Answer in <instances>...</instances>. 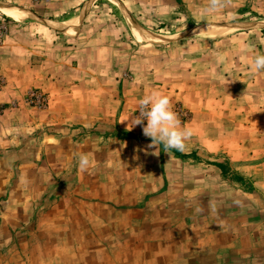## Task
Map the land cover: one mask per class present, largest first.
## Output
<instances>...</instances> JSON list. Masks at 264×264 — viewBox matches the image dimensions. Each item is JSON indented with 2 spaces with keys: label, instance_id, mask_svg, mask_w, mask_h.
I'll list each match as a JSON object with an SVG mask.
<instances>
[{
  "label": "rangeland",
  "instance_id": "rangeland-1",
  "mask_svg": "<svg viewBox=\"0 0 264 264\" xmlns=\"http://www.w3.org/2000/svg\"><path fill=\"white\" fill-rule=\"evenodd\" d=\"M208 3L0 0V264H264V0Z\"/></svg>",
  "mask_w": 264,
  "mask_h": 264
},
{
  "label": "clouds",
  "instance_id": "clouds-1",
  "mask_svg": "<svg viewBox=\"0 0 264 264\" xmlns=\"http://www.w3.org/2000/svg\"><path fill=\"white\" fill-rule=\"evenodd\" d=\"M223 7V0H209L203 10L205 15L215 14ZM253 72L264 71V54L255 55L250 64ZM143 134L151 138L152 145H163L165 151L176 149L182 151L186 145L185 141L190 138L191 131L179 126L176 113L170 106L168 97L153 92L139 99L138 115L131 116V128L143 124ZM151 146V145H150ZM87 155L78 158V166L81 170L90 167Z\"/></svg>",
  "mask_w": 264,
  "mask_h": 264
},
{
  "label": "bare ground",
  "instance_id": "bare-ground-1",
  "mask_svg": "<svg viewBox=\"0 0 264 264\" xmlns=\"http://www.w3.org/2000/svg\"><path fill=\"white\" fill-rule=\"evenodd\" d=\"M14 15V17H20V16H24L25 14L24 13H16V12H13L12 13Z\"/></svg>",
  "mask_w": 264,
  "mask_h": 264
}]
</instances>
